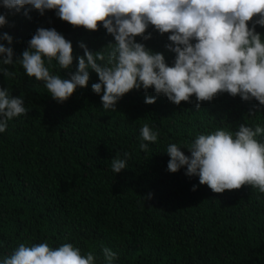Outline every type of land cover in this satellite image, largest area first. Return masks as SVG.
I'll list each match as a JSON object with an SVG mask.
<instances>
[{
  "label": "trees",
  "instance_id": "trees-1",
  "mask_svg": "<svg viewBox=\"0 0 264 264\" xmlns=\"http://www.w3.org/2000/svg\"><path fill=\"white\" fill-rule=\"evenodd\" d=\"M0 14L7 20L0 34L13 37L11 45L0 43L13 49L14 62L40 27L55 28L71 41L70 69H60L55 60L49 66L65 79L77 70L75 57L83 55L79 43L103 52L106 63L107 45L115 42L102 25L98 31L73 27L54 10L41 15L25 6L16 12L0 0ZM148 33L150 39L136 42L163 53L172 66L175 53L165 47L169 34L151 26ZM3 67L16 75L7 79L0 72V88L23 96L28 113L0 133V261L19 243L46 242L92 251L95 264H106L105 247L117 253L113 264H264V193L247 185L214 193L198 176L185 175L186 167L169 172L166 153L169 143L183 146L217 128L235 131L241 123L250 125L248 118L264 123V110L252 114L221 93L197 111L194 95L175 105L153 88H141L125 94L116 111H105L102 93L92 90L99 79L91 69L88 85L58 103L19 63ZM146 95L156 102L146 104ZM146 122L160 135L144 152L140 128ZM124 153L130 154L127 167L115 174L111 160Z\"/></svg>",
  "mask_w": 264,
  "mask_h": 264
},
{
  "label": "clouds",
  "instance_id": "clouds-1",
  "mask_svg": "<svg viewBox=\"0 0 264 264\" xmlns=\"http://www.w3.org/2000/svg\"><path fill=\"white\" fill-rule=\"evenodd\" d=\"M2 6L16 12L31 6L41 15L54 10L73 27L98 31L102 25L114 37L115 42L107 45L106 63L103 52H93L79 43L83 55L75 57L77 70L69 72L67 79L52 74L49 68L55 60L60 69L68 70L74 60L71 41L55 28H38L22 58L15 62L13 49L0 43V72L11 79L16 73L3 66L19 63L29 78L44 83L58 103L88 85L91 69L99 79L91 87L96 94L102 93L105 111H116L125 94L141 88L145 92L153 88L175 105L190 102L194 95L197 111L201 102L217 100L221 93L232 96L239 108L252 114L257 115L256 108L264 110V0H2ZM24 15L28 16L27 10ZM6 23L5 14H0V28ZM149 26L161 35L169 34L170 43L165 47L175 53L172 66L163 53L136 42V37L151 38V33L145 35ZM0 40L11 45L13 37L3 33ZM155 102V96H145L146 104ZM27 113L23 96L13 97L8 89L0 88V133L13 118ZM248 119L250 125L241 123L235 131L217 128L198 134L183 146L169 143L167 170L175 173L186 167L185 175L198 176L199 183L214 193L246 185L264 193V123ZM159 135L158 129L144 123L139 149L147 152L149 143H156ZM182 147L190 155H185ZM129 156H115L111 170L120 173ZM102 251L106 264L118 258L110 248ZM95 260L92 251L82 254L72 243L53 248L46 242H22L0 264H95Z\"/></svg>",
  "mask_w": 264,
  "mask_h": 264
}]
</instances>
